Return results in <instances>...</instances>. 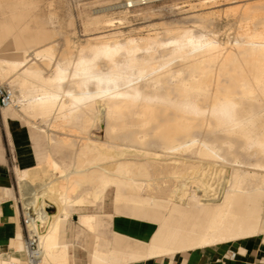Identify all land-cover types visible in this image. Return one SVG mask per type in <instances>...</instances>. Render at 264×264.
<instances>
[{"label":"bare ground","instance_id":"bare-ground-1","mask_svg":"<svg viewBox=\"0 0 264 264\" xmlns=\"http://www.w3.org/2000/svg\"><path fill=\"white\" fill-rule=\"evenodd\" d=\"M229 12L238 14V25L228 48L212 38L167 29L173 34L167 43L150 33L124 41L88 38L74 56L64 51L61 62H52L50 43L23 49L18 57L0 56V77L17 85L10 89L13 104L6 109H16L27 122L39 118L48 120L47 130L79 125L85 132L93 125L94 109L105 116L97 139L79 137L75 159L60 162L49 152L41 165L14 171L24 204L56 207L54 213H44L47 224L36 264H68L66 247L58 242L60 220L100 203L109 189L116 203L126 202L134 214L150 213L157 226L145 243L95 236L92 264L135 263L264 232V0ZM10 31L5 26L4 32ZM199 134L212 139H197ZM47 137L51 142L54 136ZM148 142L159 151L145 148ZM194 145L205 157L234 156L240 150L255 160L234 158L232 167L221 168L224 174L216 183L215 169L208 175L203 165L169 156ZM133 160L140 164L139 178ZM192 169L193 189L185 174ZM77 214L80 225L92 233L95 214Z\"/></svg>","mask_w":264,"mask_h":264},{"label":"rangeland","instance_id":"rangeland-1","mask_svg":"<svg viewBox=\"0 0 264 264\" xmlns=\"http://www.w3.org/2000/svg\"><path fill=\"white\" fill-rule=\"evenodd\" d=\"M198 1L159 0L149 1L144 4L129 7L128 4L125 3V0H3L0 3V56L8 58L18 57L20 51H23V49L29 52V50L31 51L40 45L50 43L53 45L52 50L54 52V59H52V62H56L60 61L59 59H61V54L67 49H69L72 52V56H74L77 48L84 45L86 39L88 38L95 41L96 38L103 36L105 40L110 38L109 40L124 41L128 37H144L150 33L149 35L155 36L159 40L158 42L167 43L171 40V35H173L171 33H167V29H174V31L180 30V32L184 30L185 32L191 33V35L193 34V36H202L201 40L212 38L218 41L223 48H228L234 42L238 25L236 22L238 14L229 12V8H234L235 6L241 5L245 2H253L256 0H245L244 2L243 0H240V2L239 0H231L232 2L215 0L205 3ZM105 20H110L112 22L111 25H105ZM5 26H11V31L8 34L4 32ZM169 45L170 44L165 47L169 48ZM162 48L163 47H159L157 54ZM43 73L45 75L51 74V72L46 69H43ZM12 83H9V80L0 77V85L7 86L11 90L17 89L16 83ZM64 86H67V84L65 83ZM1 111L4 117L8 116L13 118L18 125L29 129L31 132L32 144L35 152L34 166L41 165L45 156L49 152L60 162H69L75 159L76 157L74 153L76 152L77 147H79V143L81 141L79 137L87 136L91 139H97V133H103V130L105 129L104 125H106L103 112L96 109H94V112L91 114L94 121L91 128L89 127V130H87L88 133L87 131H82V127L79 125H74L75 127L71 129L65 128L60 130L59 128H56V131L52 130L55 128H52L51 130H47L46 127H48V120L41 122V120L37 118L35 121L39 124L38 125L37 123L33 124L32 122H27V118L23 117L22 114L16 111V109L4 108ZM92 128L93 130H91ZM94 130L97 131L96 134H91ZM48 134L49 136L51 135V137L54 136V140L52 139L51 142H47ZM63 137L69 138L73 143L68 144L64 141H60L59 139ZM196 138L200 140L206 139L208 141H211L212 139V137L204 134H199ZM144 147L149 151H159V147L152 142H148ZM196 148L197 145H194L188 150H179L176 151L177 153L173 152L171 155L169 154V156L174 157L173 155H175L174 158L178 162H185L186 164L191 163L193 165H200L201 167L203 165V167L207 170V174L210 173V169H215L214 175L212 174L214 177L212 180L216 183L220 182V176L224 174V171L222 172V170H224V168L227 170V166L232 167L234 158L247 163L255 160L253 154L247 155L244 151L240 150L236 151L234 156L227 154L228 156L225 155L224 158L205 157L197 154L195 152ZM134 153H136L135 150L132 154ZM187 158H189V160ZM133 162L135 161L133 160L130 162L132 163V168L134 169L133 174H135V176H133L139 178L142 176V172H140V164L138 163V165ZM33 165L30 167H34ZM16 168L22 170L26 168L28 169V167L20 166L16 162H13L11 165L12 175H14V188L16 192V195L13 196L12 199L14 203H17V201L22 203V189L14 172ZM135 168L138 170H135ZM185 174H188L190 182L187 183V185L190 186L191 183L194 184V169L186 172ZM218 174L219 177H217ZM192 184V187L190 186V188L193 189L194 185ZM3 196L5 197L4 199L7 198L6 194L0 193V200H3L1 198ZM110 203L118 204L119 206L129 205L126 202L116 203L113 199L112 189L107 190L100 203L84 208V210L82 209L76 212H71L65 225V238L66 229H73L78 235H76L75 238L76 245L83 247L88 240L90 241V239L87 231L79 228L77 213L82 211L93 213L98 212L101 210L102 206ZM17 207L20 209L19 204ZM45 207H47L46 210L48 214H52L56 211V207L51 203L45 202L43 208ZM262 233L264 234V232L259 234L262 235ZM95 241L96 240L90 241L91 247ZM69 252L71 254L72 244H70ZM23 259L26 262L25 253L23 255ZM1 260L7 261L9 259L0 257V261ZM153 261L155 262L153 263ZM142 262L148 264H162L160 259L143 260L141 262H135L134 264H140ZM170 264H177V262L173 260Z\"/></svg>","mask_w":264,"mask_h":264},{"label":"crops","instance_id":"crops-1","mask_svg":"<svg viewBox=\"0 0 264 264\" xmlns=\"http://www.w3.org/2000/svg\"><path fill=\"white\" fill-rule=\"evenodd\" d=\"M13 162L25 167L34 164L35 152L32 135L29 129L18 125L13 118L4 117L0 110V193L7 196L6 199L4 196L1 197L3 200L0 205V257H5L10 262L25 264L23 227L17 203H14L12 199L16 195L14 175L11 171ZM94 214L96 223L92 233L84 229L78 222L79 228L87 231L90 241H94L95 236H99L106 241L116 239L128 241L129 239L132 243H145L157 226L150 213L134 214L130 205L119 206L110 203L102 206L101 210ZM67 219H61L58 228V242L66 247L67 263L92 264L90 254L94 249L95 242L91 247V242L88 240L83 247H79L75 243L77 232L73 229H66L65 238ZM70 244H72L71 254L69 252ZM230 251L234 252L233 257L228 256ZM151 259H162L160 260L162 264H170L173 260L177 264H264V234Z\"/></svg>","mask_w":264,"mask_h":264},{"label":"built area","instance_id":"built-area-1","mask_svg":"<svg viewBox=\"0 0 264 264\" xmlns=\"http://www.w3.org/2000/svg\"><path fill=\"white\" fill-rule=\"evenodd\" d=\"M149 1L159 0H140L133 5L144 4ZM130 5L129 7H132ZM13 104V94L9 87L0 85V110L7 108ZM24 200V199H23ZM2 200H0L1 205ZM20 205L19 215L23 227L24 253L28 264H36L40 254V233L46 228L48 214L46 208L42 210L30 204H24L17 201ZM46 213V214H44ZM229 257L234 256V252L230 251Z\"/></svg>","mask_w":264,"mask_h":264}]
</instances>
